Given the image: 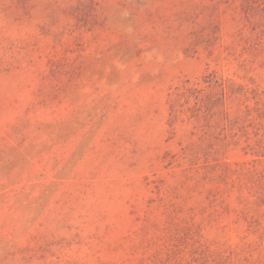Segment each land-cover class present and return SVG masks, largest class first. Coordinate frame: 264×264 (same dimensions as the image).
<instances>
[{
  "label": "rangeland",
  "instance_id": "rangeland-1",
  "mask_svg": "<svg viewBox=\"0 0 264 264\" xmlns=\"http://www.w3.org/2000/svg\"><path fill=\"white\" fill-rule=\"evenodd\" d=\"M0 264H264V0H0Z\"/></svg>",
  "mask_w": 264,
  "mask_h": 264
}]
</instances>
